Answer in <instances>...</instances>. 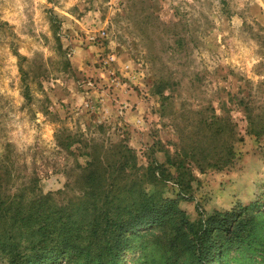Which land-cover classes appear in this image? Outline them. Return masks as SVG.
Instances as JSON below:
<instances>
[{
	"label": "rangeland",
	"instance_id": "1",
	"mask_svg": "<svg viewBox=\"0 0 264 264\" xmlns=\"http://www.w3.org/2000/svg\"><path fill=\"white\" fill-rule=\"evenodd\" d=\"M47 2L57 4L59 0ZM85 2L89 7L82 12L76 6L67 10L76 21L97 10L91 8L94 0ZM107 2L100 0L101 5ZM196 2L209 11L214 9L217 18L227 20L233 14L232 0ZM2 3L0 0V53L5 43L15 53L17 47L27 46L28 42L20 40L12 31L15 25L4 19ZM183 3L184 0L179 3L176 0H114L110 9L99 7L98 19L90 18L93 22L86 25L89 30L82 31L75 24V35L72 29L64 30L67 48H63L59 35L66 18L45 9L39 25L48 24L55 44L56 57L48 60L52 79L62 78L85 97L80 108L65 111L63 118L60 113L52 116L60 124L58 130L66 129L82 136L83 141L103 145L109 156L126 146L135 154L138 167L146 168L152 161L163 165L174 176L160 186L163 196L176 200L180 210L195 222L215 211L223 213L240 205L261 202L264 80L259 77L264 75V63L246 71L234 65L216 64L208 55L213 53L211 41L205 43L211 21L204 12L194 15L191 6L185 10ZM249 11L252 23L245 24V28L264 46V37L259 35L264 32V15L259 8ZM25 15L31 36L33 19L27 10ZM77 38L79 45L73 43ZM75 47L83 53L82 71L67 59ZM30 71L44 75L47 80V70H42V66L37 65ZM22 76L26 80L28 73ZM160 83L164 88L162 97L156 95ZM40 87L38 84L37 88ZM92 92L96 95H86ZM56 95L59 103L67 96L66 88L58 89ZM45 103H50L47 97ZM246 109L254 120L255 135L249 131ZM203 121L213 125L207 129L201 125ZM77 155L71 157L64 153L55 146L54 140L48 156L34 154L30 172L26 165L18 164L8 155L0 158V175L6 173L9 185L16 187L42 174L51 187L48 193L64 192L70 198L75 194L74 182L78 175L75 164L83 165L85 161ZM38 156L40 166L35 163ZM168 160L180 164V169L169 165ZM216 163L220 169L229 166L238 175L236 180L221 187L225 193L224 206L207 211L209 197L198 193L205 183L201 177L220 170L213 167ZM55 198L59 203L67 201L65 196ZM138 257V252L129 253L123 264H133ZM252 264L264 262L256 259Z\"/></svg>",
	"mask_w": 264,
	"mask_h": 264
},
{
	"label": "trees",
	"instance_id": "2",
	"mask_svg": "<svg viewBox=\"0 0 264 264\" xmlns=\"http://www.w3.org/2000/svg\"><path fill=\"white\" fill-rule=\"evenodd\" d=\"M163 89L160 83L156 95L162 97ZM245 116L255 135L248 110ZM203 122L207 129L213 125ZM54 140L64 153L85 159L75 164V194L40 195L39 176L14 187L6 173L0 175V264H123L133 252L139 253L133 264L264 262V192L261 202L191 222L162 194L167 178H174L163 165L138 167L128 147L109 156L103 145L66 129Z\"/></svg>",
	"mask_w": 264,
	"mask_h": 264
},
{
	"label": "clouds",
	"instance_id": "3",
	"mask_svg": "<svg viewBox=\"0 0 264 264\" xmlns=\"http://www.w3.org/2000/svg\"><path fill=\"white\" fill-rule=\"evenodd\" d=\"M179 2L180 0H176V3ZM113 4L114 0H108L103 5L100 4V0H94L91 8L97 10L88 12L83 20L76 21L67 10L76 6L82 12L84 8L89 7L85 0H59L57 4L48 3L47 0H3L2 8L6 13L4 19L9 24L15 25L12 31L20 40L27 41L28 44L17 47L13 53L5 43L0 53V158L8 155L18 164L26 165L30 172L34 154L39 152L42 156H48L49 147L54 145V137L60 124L53 121L52 116L60 113L63 118L62 114L65 111H75L84 104V95L77 94L71 83L65 84L62 78L52 79L53 74L50 73L48 60L50 57H56L55 44L48 24L45 22L42 26L39 25L41 13L45 9H52L54 15L66 18L61 25L59 35L63 48H67V41L63 38L65 29H72L73 35H75L74 24L79 25L82 31L89 30L86 25L93 22L90 18L98 19L99 7L110 9ZM182 6L185 10H189L191 6L194 15L204 12L211 21L212 27L205 37V43L211 41L213 53L208 55L216 64L234 65L237 69L246 71L255 64L264 63V46L258 43L245 28V24L252 23L249 10L254 7L259 8L264 15V0H232L230 7L233 14L227 20L217 18L214 9L209 11L196 0H184ZM25 10L33 19L31 36L28 35L26 27ZM108 14L111 16V11ZM259 35L264 37V32H260ZM73 43L79 45L80 41L77 38ZM82 56L80 48L75 47L71 54L67 55V59L82 71L80 64ZM37 65L42 66V70H47L45 72L47 80L44 75H35L30 71V68H35ZM22 72L28 73L26 80L23 79ZM259 79L264 80V75ZM38 84L41 86L39 89ZM61 88H66L67 96L57 103L56 91ZM86 95L95 96L96 93ZM45 97L50 103H45ZM68 126L71 127L70 124ZM35 163L41 165L39 156ZM237 175L225 165L220 170L201 177L205 183L198 195L209 197L205 205L207 211L224 206L222 201L225 193L221 191V187L228 181L236 180ZM38 187L40 195H47L51 188L42 174Z\"/></svg>",
	"mask_w": 264,
	"mask_h": 264
}]
</instances>
